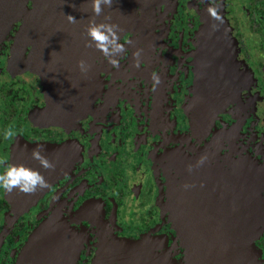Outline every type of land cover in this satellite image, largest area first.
I'll list each match as a JSON object with an SVG mask.
<instances>
[{
	"label": "flooded vegetation",
	"instance_id": "af4514ba",
	"mask_svg": "<svg viewBox=\"0 0 264 264\" xmlns=\"http://www.w3.org/2000/svg\"><path fill=\"white\" fill-rule=\"evenodd\" d=\"M215 5L239 75L216 81L202 60V102L196 52L205 35L222 31L206 12L213 0H136L134 25L119 38V68L86 47L88 12L71 8L59 14V27H40L23 41L19 25L10 29L0 47V174L23 165L49 187L33 194L0 187V264H17L29 238L53 219L69 229L59 264H92L111 235L160 238L162 253L178 262L184 249L170 224V197L179 170L187 176L191 167L192 178L202 170V183L219 184L221 207L234 206L232 188L244 196L255 165H264V0ZM153 73L161 80L155 91ZM10 126L16 135L6 140ZM39 144L54 170L33 159Z\"/></svg>",
	"mask_w": 264,
	"mask_h": 264
},
{
	"label": "water",
	"instance_id": "95a60500",
	"mask_svg": "<svg viewBox=\"0 0 264 264\" xmlns=\"http://www.w3.org/2000/svg\"><path fill=\"white\" fill-rule=\"evenodd\" d=\"M28 4L33 5L31 10H27ZM135 4L136 0H112L111 7L103 6L101 15L94 16L91 0H0V44L14 25L20 26L17 35L23 41L25 36L42 33L40 27H59V14L74 12V8L83 17L88 12L96 23L118 25L120 38L134 25ZM219 26L220 38H213L211 33L205 35L196 52L199 65L195 91L200 102L202 60L210 63L212 72L206 73L216 81L221 82L228 74L239 75L230 30L225 23ZM200 107L201 103L198 111ZM189 172L185 176L179 170L175 177L178 183L170 197L171 226L184 249L181 260L173 261L170 255L162 253L165 242L160 238L145 236L132 241L111 235L100 243L92 264H258L261 251L255 242L264 235V165H255L253 181L245 186L249 191L245 188L244 196L232 188L237 195L232 199L233 207L231 201L221 207L219 184L202 183V170L194 171L193 178ZM65 232H69L67 226L50 220L29 238L17 264H59L65 249L61 236Z\"/></svg>",
	"mask_w": 264,
	"mask_h": 264
},
{
	"label": "clouds",
	"instance_id": "9594fccd",
	"mask_svg": "<svg viewBox=\"0 0 264 264\" xmlns=\"http://www.w3.org/2000/svg\"><path fill=\"white\" fill-rule=\"evenodd\" d=\"M112 0H91V10L94 16H100L103 12V6L111 7ZM206 12L211 18L218 22L213 25V29H217L218 25L223 24V17L220 14V8L215 5L213 0V6L206 8ZM66 19L70 23H76V19L67 15ZM120 29L118 25L109 23H96L94 19H90L88 26L85 29V35L90 38L86 42V47H95L99 50L112 65L113 68H119V61L116 59L120 54L125 51L124 45L119 42ZM134 57L138 60L140 56V50L133 53ZM77 66L82 72L87 71L88 66L84 60L77 62ZM153 81V91L156 86L161 83L158 74L153 73L151 76ZM16 135L14 129L10 126L5 129L4 139H12ZM44 146L42 144L37 145L32 151V157L35 159L42 168L45 170H54V164H52L46 156L43 155ZM205 157H201L199 163H203ZM0 163H3L0 161ZM191 170V167H189ZM0 187H2L6 193H11L13 190H19L25 194H33L37 189L48 188V182L44 176L37 170L27 168L23 165L9 164L6 165V170L3 174H0ZM185 187H189L185 185Z\"/></svg>",
	"mask_w": 264,
	"mask_h": 264
},
{
	"label": "trees",
	"instance_id": "16d2710c",
	"mask_svg": "<svg viewBox=\"0 0 264 264\" xmlns=\"http://www.w3.org/2000/svg\"><path fill=\"white\" fill-rule=\"evenodd\" d=\"M255 245L258 249H261L264 252V235L255 242Z\"/></svg>",
	"mask_w": 264,
	"mask_h": 264
},
{
	"label": "rangeland",
	"instance_id": "374dc122",
	"mask_svg": "<svg viewBox=\"0 0 264 264\" xmlns=\"http://www.w3.org/2000/svg\"><path fill=\"white\" fill-rule=\"evenodd\" d=\"M0 47H1V44H0ZM170 224H171V221H170ZM260 251H261V255L257 258L258 264H261V262L264 260V252L261 249Z\"/></svg>",
	"mask_w": 264,
	"mask_h": 264
},
{
	"label": "bare ground",
	"instance_id": "6f19581e",
	"mask_svg": "<svg viewBox=\"0 0 264 264\" xmlns=\"http://www.w3.org/2000/svg\"><path fill=\"white\" fill-rule=\"evenodd\" d=\"M212 37L219 39L220 38V33H218L217 35H215V33H214V35H212Z\"/></svg>",
	"mask_w": 264,
	"mask_h": 264
}]
</instances>
